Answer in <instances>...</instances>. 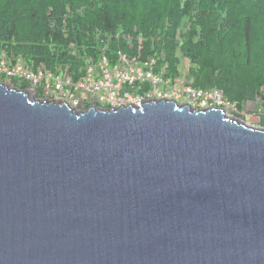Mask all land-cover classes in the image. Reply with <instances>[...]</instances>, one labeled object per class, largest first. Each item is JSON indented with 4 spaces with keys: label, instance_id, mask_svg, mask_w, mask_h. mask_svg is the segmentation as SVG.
Wrapping results in <instances>:
<instances>
[{
    "label": "water",
    "instance_id": "95a60500",
    "mask_svg": "<svg viewBox=\"0 0 264 264\" xmlns=\"http://www.w3.org/2000/svg\"><path fill=\"white\" fill-rule=\"evenodd\" d=\"M0 264H264V128L0 82Z\"/></svg>",
    "mask_w": 264,
    "mask_h": 264
},
{
    "label": "trees",
    "instance_id": "16d2710c",
    "mask_svg": "<svg viewBox=\"0 0 264 264\" xmlns=\"http://www.w3.org/2000/svg\"><path fill=\"white\" fill-rule=\"evenodd\" d=\"M105 40L109 54L140 48L165 79L187 60L189 86L219 90L237 111L257 103L264 128V0H0V55L10 63L69 64L77 73L68 47L93 55Z\"/></svg>",
    "mask_w": 264,
    "mask_h": 264
},
{
    "label": "built area",
    "instance_id": "2783aa9c",
    "mask_svg": "<svg viewBox=\"0 0 264 264\" xmlns=\"http://www.w3.org/2000/svg\"><path fill=\"white\" fill-rule=\"evenodd\" d=\"M186 28L188 24H183L179 32ZM95 42L102 47L96 48L93 55L85 53L83 47L74 44L68 47L67 52L80 63L77 73L71 70L69 64H61L50 70L42 64L32 68L20 60L10 63L5 59V54L1 53L0 76L5 81L2 83L10 86L15 80L17 84L15 88L25 84L23 90L30 96L66 104L75 111H83L80 110V106L89 99H96L101 104L111 106L118 104L119 107H123L120 101L126 99L125 95L121 100L117 98L125 94L127 85L132 83L148 84L150 97H153L154 101L171 100L180 102L178 104L186 105L190 109L218 108L224 111L232 105L217 89L207 91L194 89L181 78V75L174 80L165 79L163 69L155 74L154 58L142 60L140 48L133 56L122 50H115L109 54L107 50L110 40Z\"/></svg>",
    "mask_w": 264,
    "mask_h": 264
},
{
    "label": "rangeland",
    "instance_id": "374dc122",
    "mask_svg": "<svg viewBox=\"0 0 264 264\" xmlns=\"http://www.w3.org/2000/svg\"><path fill=\"white\" fill-rule=\"evenodd\" d=\"M184 25H186V24H184ZM187 68H188L187 60L181 59L180 75H181V78L183 80H185L186 82H188V79L185 77ZM1 82L5 83V81L3 79L1 80ZM10 86L13 87L12 85H10ZM29 98L33 99L34 97L29 95ZM178 103H180V102H178ZM126 105H128V104H125V106ZM193 107L196 108V106H193ZM224 111H225L224 113L227 117L234 118L239 123H242L249 128L261 129V127L259 126V120H258V115L260 114V110L258 108V104L255 102L243 104L241 106V110H238V111L236 110L234 105L233 106L230 105L228 107V109H225Z\"/></svg>",
    "mask_w": 264,
    "mask_h": 264
},
{
    "label": "flooded vegetation",
    "instance_id": "af4514ba",
    "mask_svg": "<svg viewBox=\"0 0 264 264\" xmlns=\"http://www.w3.org/2000/svg\"><path fill=\"white\" fill-rule=\"evenodd\" d=\"M125 94H121L117 99L121 100V97L125 95L126 99L121 100V106H125V104H130L135 106H139L140 104L149 102L153 100V97H150V88L146 83H132L131 85H127L125 89ZM132 100H129V99ZM157 101V100H156ZM95 108V109H110V108H119L118 104H114V106L101 104L96 99H89L87 102H83L80 106V110H86L87 108Z\"/></svg>",
    "mask_w": 264,
    "mask_h": 264
},
{
    "label": "bare ground",
    "instance_id": "6f19581e",
    "mask_svg": "<svg viewBox=\"0 0 264 264\" xmlns=\"http://www.w3.org/2000/svg\"><path fill=\"white\" fill-rule=\"evenodd\" d=\"M136 107H138V106H136Z\"/></svg>",
    "mask_w": 264,
    "mask_h": 264
}]
</instances>
